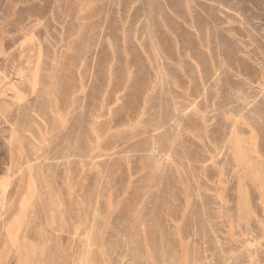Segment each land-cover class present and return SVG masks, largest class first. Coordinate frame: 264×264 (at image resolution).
Instances as JSON below:
<instances>
[{
	"label": "rangeland",
	"instance_id": "374dc122",
	"mask_svg": "<svg viewBox=\"0 0 264 264\" xmlns=\"http://www.w3.org/2000/svg\"><path fill=\"white\" fill-rule=\"evenodd\" d=\"M0 264H264V0H0Z\"/></svg>",
	"mask_w": 264,
	"mask_h": 264
},
{
	"label": "crops",
	"instance_id": "0c3cea01",
	"mask_svg": "<svg viewBox=\"0 0 264 264\" xmlns=\"http://www.w3.org/2000/svg\"><path fill=\"white\" fill-rule=\"evenodd\" d=\"M1 191H2V192H4V191H5V188H4V186H3V185L1 186Z\"/></svg>",
	"mask_w": 264,
	"mask_h": 264
}]
</instances>
